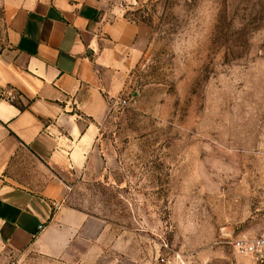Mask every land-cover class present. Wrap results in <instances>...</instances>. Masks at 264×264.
<instances>
[{
  "label": "rangeland",
  "instance_id": "374dc122",
  "mask_svg": "<svg viewBox=\"0 0 264 264\" xmlns=\"http://www.w3.org/2000/svg\"><path fill=\"white\" fill-rule=\"evenodd\" d=\"M110 5L150 39L99 127L115 169L70 201L105 222L97 256L0 264H255L229 240L264 227V0Z\"/></svg>",
  "mask_w": 264,
  "mask_h": 264
},
{
  "label": "crops",
  "instance_id": "0c3cea01",
  "mask_svg": "<svg viewBox=\"0 0 264 264\" xmlns=\"http://www.w3.org/2000/svg\"><path fill=\"white\" fill-rule=\"evenodd\" d=\"M110 1L1 0L0 257L97 256L105 222L70 201L115 169L99 127L150 39Z\"/></svg>",
  "mask_w": 264,
  "mask_h": 264
},
{
  "label": "built area",
  "instance_id": "2783aa9c",
  "mask_svg": "<svg viewBox=\"0 0 264 264\" xmlns=\"http://www.w3.org/2000/svg\"><path fill=\"white\" fill-rule=\"evenodd\" d=\"M121 103L125 101L122 100ZM59 206V203L53 204L55 209ZM229 244L237 254L251 259L255 264H264V227L262 232L255 237L237 236L231 238Z\"/></svg>",
  "mask_w": 264,
  "mask_h": 264
},
{
  "label": "trees",
  "instance_id": "16d2710c",
  "mask_svg": "<svg viewBox=\"0 0 264 264\" xmlns=\"http://www.w3.org/2000/svg\"><path fill=\"white\" fill-rule=\"evenodd\" d=\"M132 21H135V20H132Z\"/></svg>",
  "mask_w": 264,
  "mask_h": 264
}]
</instances>
